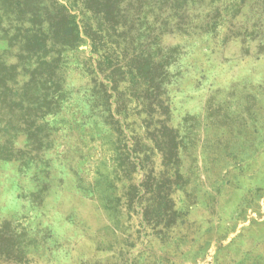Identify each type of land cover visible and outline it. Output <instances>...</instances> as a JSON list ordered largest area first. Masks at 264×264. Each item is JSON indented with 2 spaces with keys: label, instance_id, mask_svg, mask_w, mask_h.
Wrapping results in <instances>:
<instances>
[{
  "label": "rangeland",
  "instance_id": "374dc122",
  "mask_svg": "<svg viewBox=\"0 0 264 264\" xmlns=\"http://www.w3.org/2000/svg\"><path fill=\"white\" fill-rule=\"evenodd\" d=\"M0 264H264V0H0Z\"/></svg>",
  "mask_w": 264,
  "mask_h": 264
}]
</instances>
